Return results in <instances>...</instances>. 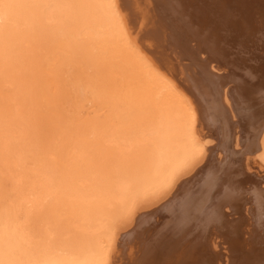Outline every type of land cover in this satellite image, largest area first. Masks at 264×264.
Masks as SVG:
<instances>
[{"label":"bare ground","instance_id":"1","mask_svg":"<svg viewBox=\"0 0 264 264\" xmlns=\"http://www.w3.org/2000/svg\"><path fill=\"white\" fill-rule=\"evenodd\" d=\"M21 1L0 0V33L9 22L15 20ZM99 1L101 0L66 2L69 4L56 1L43 7L42 16L50 22L56 19L53 21L54 25L59 26V16L62 12L68 13L70 21H80L74 6L83 8L82 32L86 34L83 39L87 42L86 46H100L104 48L105 51L101 49L104 53L110 50L121 52V60L126 59L127 65L141 71L142 76L138 78L140 81L123 79L120 76L124 86L127 83L147 82L150 97L156 100L165 95L170 96V92L174 93V108L177 112L174 125L180 136L185 135L183 146L187 145L188 148L181 150L182 144H179L180 151L176 153L174 164V157L169 155L164 158V163L156 166L152 172L151 166L155 164L149 166V172L143 174V178L132 188L135 200L127 210L124 208L126 212L121 215L120 225H116L115 230L105 238L104 246L95 245L103 246L101 251L91 254L95 246L85 245L80 239L84 244L82 246L75 239L74 243L67 241L54 245L57 251L55 255L60 254L62 250L68 251L70 260H38L33 264H122L119 262L122 249L123 253L128 249V254L125 253L128 260L123 264H214L217 261L214 258L219 254L214 252V257V253L209 250L212 246L208 248L207 244V232L210 233L209 226L213 224L217 225L215 228L218 227L220 236L228 243L227 250L239 253L238 256L235 255L239 259L232 257V264H248L247 258L243 256L246 251L241 249L243 244L246 249L248 242L242 239L237 227L228 223L232 220H224L221 210V204L228 206L237 199V188L242 185H239V178L248 180L254 186L251 192L254 202L252 204L255 205L257 215L253 226L249 228L253 230L250 232L253 236L250 235L254 241L260 237L258 245L263 248V253H258V256L264 259V180L261 175H256L255 171H247L243 159V156L248 157L254 153L258 155V161L264 164V54L259 52V47H264V20L254 19L255 14L260 12L253 15L256 8L257 11H262L259 3L262 2V5L264 0ZM67 6H71V11ZM233 10L237 11L238 17H229ZM219 44L223 56L220 55ZM218 55L221 56L220 59L217 58ZM218 66L221 71L224 69L223 73H218ZM124 72L126 73L127 69L123 70ZM108 119L110 122H107V125L110 124V127L106 130L102 128V135L100 134L106 148L103 149L113 154L120 150L122 154L128 142L123 122H128V119L117 112L113 116L110 114ZM103 123L100 124L105 125ZM128 125L134 126L130 134L138 141L143 139V136H140L142 131L163 129L165 122L157 120L140 125L137 121ZM158 131L159 129H155L150 133L154 135ZM164 133L165 131H162L161 135ZM158 141L163 143L164 140L160 137ZM100 152L104 153L101 150ZM221 153L224 154L222 161ZM234 179L237 187L231 182ZM119 184L115 186H118L116 190L120 194L126 190L127 183ZM249 188H245L248 193ZM104 189L96 190V198L101 192L109 191ZM92 199L94 198L91 194L87 195L85 199H80L81 206L78 207L75 202L74 206L78 209L83 208L82 206L86 208L83 204H89ZM97 202L100 203L99 200ZM232 206H228L230 211L237 212ZM158 211L162 212V215L165 214L164 220L160 222L161 226L157 228L156 234L148 244L141 245L145 254L141 253L142 256L136 261L130 253L140 246L135 247L140 241L139 233L142 227L149 223ZM169 256L173 257L174 261H167ZM254 257L257 258V255ZM263 261L261 260L260 264H263ZM250 264H259V261Z\"/></svg>","mask_w":264,"mask_h":264},{"label":"rangeland","instance_id":"2","mask_svg":"<svg viewBox=\"0 0 264 264\" xmlns=\"http://www.w3.org/2000/svg\"><path fill=\"white\" fill-rule=\"evenodd\" d=\"M56 1L61 4L76 2L22 0L15 20L9 22L0 33V264H33L38 260L67 261L70 260V252L62 250L60 254L55 255L57 251L54 245L67 241L74 243L75 239L82 246H104L105 238L115 230L116 225H120L123 212L134 203L132 188L137 181L141 180L143 174L149 172L151 167L152 172L156 166L163 164L164 158L169 155L174 157V164L180 147L181 150L188 148L187 145L183 146L185 135L180 136L174 125V116L177 115L174 93L170 92V96L165 95L156 100L150 97L147 82L127 83L124 86L120 78L139 80L142 76L139 68L127 65L126 59L121 60V52L110 50L104 53V48L100 46H86L87 42L83 41L86 34L82 32L83 8L74 6L80 21H70L68 13L65 12L59 16V26L54 25L53 21L56 19L51 22L44 20L43 7ZM99 2L106 3L107 0ZM261 3L260 10L264 12V3ZM67 7L71 11V6ZM255 10L253 15L255 12L260 14H255L254 19L264 20V13L257 11V8ZM233 11L229 17H238L237 11ZM78 32L80 33L77 34ZM219 48L220 55L223 56L220 44ZM259 49V52L264 54V47L260 46ZM221 56L218 55L217 58L220 59ZM126 69L127 72L123 73ZM216 69L218 73L224 72L220 66ZM116 112L128 119V122H123L128 142L122 154L120 150L117 154L107 152L100 136L102 128L106 130L110 127V124L107 125V122H110L109 115L113 116ZM157 120L165 122L163 129L155 128L159 131L154 135L150 131L155 129H139L143 139L135 141L134 136L130 134L134 126L128 127L131 126L128 123L138 121L141 125ZM162 131H165L163 135ZM160 137L164 140L163 143L158 141ZM230 146L233 149L232 143ZM223 157L224 154L220 161ZM243 159L247 171H255V174L261 175L264 180V164L258 161V155H245ZM153 164L155 165L151 166ZM237 180L239 185H242L237 188V199L231 203L235 206L228 205L234 207L237 212L232 213L228 206L221 204L222 216L224 220H232L228 223L237 227L242 239L248 242L246 249L244 244L241 246V249L247 252L243 253L249 262L247 263L259 261L260 264V261L264 260L260 257L263 253V248L258 245L260 237L254 241L253 233H250L253 230L249 228L253 226L257 215L255 205L252 204L251 192L254 186L244 178ZM121 182L127 185L120 195L116 190L118 186L115 185ZM231 182L238 186L235 179ZM248 187L251 194L245 190ZM104 188L109 191L101 192L102 195L99 192L100 197L96 198V190ZM90 194L95 200L83 204L86 208L82 206L83 208L78 209L81 206L80 199H85ZM74 202L78 204L77 208ZM153 216L139 233L140 241L135 247L140 246L130 253L136 261L144 253L141 245L148 244L156 234L165 214L162 215V212L158 211ZM211 226V234L207 232L208 229L205 231L207 242H210L207 243L208 248L212 246L209 248L210 252L219 254V257L214 258L217 260H214V264H232V257L239 259L236 257L239 255L238 251H231V254L230 250H227L228 243L220 236L218 227L215 228L217 225ZM80 239L85 243L82 244ZM249 243L255 249L248 248ZM129 244L132 245V242ZM103 246L93 247L90 253L96 254L104 248ZM122 253H119V262L123 264L128 260V249L125 251L127 254ZM256 255L258 259L254 257ZM169 259L174 261L173 257L169 256L167 261H170Z\"/></svg>","mask_w":264,"mask_h":264}]
</instances>
